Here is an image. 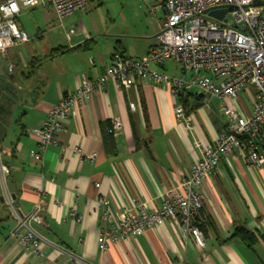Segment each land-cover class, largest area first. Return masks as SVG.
<instances>
[{
  "label": "crops",
  "instance_id": "obj_1",
  "mask_svg": "<svg viewBox=\"0 0 264 264\" xmlns=\"http://www.w3.org/2000/svg\"><path fill=\"white\" fill-rule=\"evenodd\" d=\"M100 1L112 6L109 22H94L90 28L81 14L73 13L64 16L68 25L64 17L59 19L65 41H50L41 50L43 56L35 51L25 56L13 48L1 55L0 99L24 110L6 121L0 139L2 163L9 166L5 181L0 169V264H264L256 249L264 253V179L235 153L223 157L202 184L205 198L198 224L204 246L192 234L184 236L179 221L171 218L100 249L106 223L102 200L109 202L114 217L135 203L161 205L165 191L187 177L200 157L196 143L213 144L224 130L218 96L195 87L173 94L168 85L140 77L130 88L109 80L64 119L57 142L41 159L32 154L39 144L31 130L46 120L62 96L77 90L83 75L95 79L119 58L146 55L156 42L162 12L151 16L140 0ZM20 7L17 21L30 40L16 46L57 27L50 5ZM155 68L173 70L168 61ZM179 104L191 126L177 116ZM114 118L121 127L109 132ZM5 193L23 212L43 200L44 223L33 224L48 240L41 245L42 254L11 236L16 220ZM73 209L76 215L70 214ZM240 225L254 234L252 245L233 235Z\"/></svg>",
  "mask_w": 264,
  "mask_h": 264
},
{
  "label": "built area",
  "instance_id": "obj_2",
  "mask_svg": "<svg viewBox=\"0 0 264 264\" xmlns=\"http://www.w3.org/2000/svg\"><path fill=\"white\" fill-rule=\"evenodd\" d=\"M89 1H4L0 4L1 54L6 56L14 46L30 40L17 21L20 3L24 6L50 5L62 18L86 9ZM255 1L142 0L151 16L162 12L158 17L156 42L149 52L137 58H119L95 79L83 75L77 90L62 96L50 108L46 120L31 130L39 144V151L32 154L41 159L47 147L57 142L64 129V119L104 88L109 80L130 88L136 77H140L155 84L168 85L173 94L195 87L203 94L221 99L224 130L213 144L196 143L200 157L187 177L165 191L161 205L149 208L146 204L135 203L114 217L109 202L102 200L106 223L99 237L101 250H106L113 241L140 235L147 227L162 225L171 218L179 221L184 236L192 234L198 244L204 246L198 218L204 206L201 187L206 177L215 171L223 157L232 153L252 166L264 163V4L257 9ZM225 8L228 10L222 19L209 14L211 10ZM169 60L181 65V76L155 68ZM243 92L252 97L247 105L241 101ZM175 112L180 120L191 126L182 105L179 104ZM120 127V121L114 118L108 131L115 132ZM0 168L5 181L8 167L2 164ZM5 200L16 220L11 236L17 237L31 252L42 254L41 245L48 240L33 224L44 223L43 200L37 201L29 212H23L9 193H6ZM70 214L76 215V211L73 209Z\"/></svg>",
  "mask_w": 264,
  "mask_h": 264
},
{
  "label": "rangeland",
  "instance_id": "obj_3",
  "mask_svg": "<svg viewBox=\"0 0 264 264\" xmlns=\"http://www.w3.org/2000/svg\"><path fill=\"white\" fill-rule=\"evenodd\" d=\"M142 2V0H140ZM262 2V3H261ZM143 3V2H142ZM144 4V3H143ZM264 4V0H256L255 1V5L257 9H259V7ZM145 5V4H144ZM146 9L147 6L145 5ZM111 9L112 6H108L103 5V2H101L100 0H95L94 1V5H92L89 9L87 10H80L77 13H75V15H79L81 14V18L83 17L85 20V23L88 27L91 28V26L93 25V23H99V22H109L110 18H109V13H108V9ZM51 16L54 18V20L56 21V28L52 27V30L47 29L46 31H43L41 33H44L45 36L43 37H35L32 36L31 41L23 44L21 46H16L13 47V50L16 52L21 53L22 55H28L30 53V51H35L38 53V55L43 56V53L41 52L42 48L46 45L50 44V41H57L58 45L59 43H61V41H65V35H64V28L62 26H59V17L57 18V16L54 15V13H51ZM109 19V20H108ZM63 21L68 25L70 23V19L69 17H64ZM30 34V33H29ZM33 34V32H32ZM30 34V35H32ZM61 40V41H60ZM1 52H0V61L4 62L3 59V55L1 56ZM169 64H171L173 66V70H167V72L173 74V75H182L183 71L181 68V65L173 60L168 61ZM13 80L10 78V82H12ZM20 81L21 83H23L24 85H26L25 79L20 77ZM252 97L250 95H246L243 94L241 101L244 104H248V102H251ZM24 110L23 108H20L15 102H10V103H6L5 106L2 107V112L4 113L3 115H5L6 119L9 120L10 117L15 116V118L17 116H19ZM2 156L0 154V166L2 165ZM4 165V164H3ZM255 168V170H259L258 173L261 174V177L264 179V166H262V169H259L255 166H253ZM1 169V168H0ZM6 195V193H5ZM256 249L258 250L259 256H264V253L260 251V249L258 247H256Z\"/></svg>",
  "mask_w": 264,
  "mask_h": 264
},
{
  "label": "trees",
  "instance_id": "obj_4",
  "mask_svg": "<svg viewBox=\"0 0 264 264\" xmlns=\"http://www.w3.org/2000/svg\"><path fill=\"white\" fill-rule=\"evenodd\" d=\"M3 85L4 84H2V82L0 81V89L3 88ZM6 103H10V101L0 99V139H1V137H3L5 135L6 126H7L6 125L7 119H6L5 115H3L4 113L2 112V107L5 106ZM3 164L6 165L7 167H9L8 164H5V163H3ZM233 235H239L242 238L247 239L250 242V245L253 244V242H251V241H252V239L254 240V234L250 230H248L244 225L237 226L234 230Z\"/></svg>",
  "mask_w": 264,
  "mask_h": 264
},
{
  "label": "water",
  "instance_id": "obj_5",
  "mask_svg": "<svg viewBox=\"0 0 264 264\" xmlns=\"http://www.w3.org/2000/svg\"><path fill=\"white\" fill-rule=\"evenodd\" d=\"M227 8L225 9H215V10H211L209 12V14L215 18H218V19H222L225 15V13L227 12Z\"/></svg>",
  "mask_w": 264,
  "mask_h": 264
}]
</instances>
